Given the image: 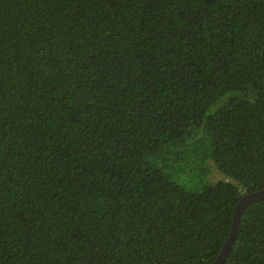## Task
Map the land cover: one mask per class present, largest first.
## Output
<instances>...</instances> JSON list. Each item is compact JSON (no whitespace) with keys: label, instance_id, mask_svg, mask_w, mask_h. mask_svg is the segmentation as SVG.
<instances>
[{"label":"trees","instance_id":"16d2710c","mask_svg":"<svg viewBox=\"0 0 264 264\" xmlns=\"http://www.w3.org/2000/svg\"><path fill=\"white\" fill-rule=\"evenodd\" d=\"M259 188L264 0H0V264H209Z\"/></svg>","mask_w":264,"mask_h":264},{"label":"water","instance_id":"95a60500","mask_svg":"<svg viewBox=\"0 0 264 264\" xmlns=\"http://www.w3.org/2000/svg\"><path fill=\"white\" fill-rule=\"evenodd\" d=\"M258 199H264V188H259L257 190H253L248 193H244L240 196L239 200L237 201V203L235 204L233 208L228 235L222 244L221 250L209 264H221L222 263L225 255L230 249L231 243L233 242L235 238L237 227H238V222H239V217H240V214L243 208L250 202L258 200Z\"/></svg>","mask_w":264,"mask_h":264},{"label":"flooded vegetation","instance_id":"af4514ba","mask_svg":"<svg viewBox=\"0 0 264 264\" xmlns=\"http://www.w3.org/2000/svg\"><path fill=\"white\" fill-rule=\"evenodd\" d=\"M221 247H222V246H221ZM220 250H221V248H220ZM220 250H219V251H220ZM218 253H219V252H218Z\"/></svg>","mask_w":264,"mask_h":264},{"label":"rangeland","instance_id":"374dc122","mask_svg":"<svg viewBox=\"0 0 264 264\" xmlns=\"http://www.w3.org/2000/svg\"><path fill=\"white\" fill-rule=\"evenodd\" d=\"M217 175V173H215Z\"/></svg>","mask_w":264,"mask_h":264}]
</instances>
